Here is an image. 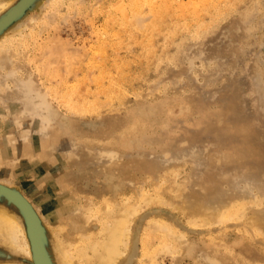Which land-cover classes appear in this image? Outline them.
I'll return each instance as SVG.
<instances>
[{"label":"rangeland","instance_id":"rangeland-1","mask_svg":"<svg viewBox=\"0 0 264 264\" xmlns=\"http://www.w3.org/2000/svg\"><path fill=\"white\" fill-rule=\"evenodd\" d=\"M0 187L42 264H98L130 210L135 264H264V0L29 2L0 28ZM0 210L34 256L0 264H37Z\"/></svg>","mask_w":264,"mask_h":264},{"label":"bare ground","instance_id":"bare-ground-1","mask_svg":"<svg viewBox=\"0 0 264 264\" xmlns=\"http://www.w3.org/2000/svg\"><path fill=\"white\" fill-rule=\"evenodd\" d=\"M15 13L17 14V12ZM133 212L134 211L130 210L125 216L123 215L116 216L115 218L110 219L111 220L110 228H109V231L107 232V235L105 234L106 235L105 243L101 246L95 245L93 247V250L96 255L100 254L98 252L99 250L102 251V254L99 255L100 259H98L99 261L98 264H119L122 261H123L122 262L123 264H135L141 252L140 251L141 232L139 228L137 230L138 237L136 239L135 238L136 235L133 233L134 229H132V227H133V224L135 223L134 221L137 219V216H136L137 214ZM150 215H153V214H148L147 216L143 218V220L146 219ZM0 242L12 247L17 252H20L24 254L25 256L31 257L33 255V254L31 255L29 241L27 239L26 232H25V229L23 227L21 220L15 215L5 210H0ZM62 242L60 244V249L62 250L63 258L65 259V264H74L73 258L70 257L72 255L69 256L68 253L65 251L66 249L64 250L63 247H65L66 245L62 246ZM38 251H39V248H38ZM46 251L47 253H49L47 248H46ZM32 257L34 259V256ZM76 259L78 260V258ZM52 260L53 259L51 258V262L53 263ZM80 261H82L81 258H80Z\"/></svg>","mask_w":264,"mask_h":264},{"label":"water","instance_id":"water-1","mask_svg":"<svg viewBox=\"0 0 264 264\" xmlns=\"http://www.w3.org/2000/svg\"><path fill=\"white\" fill-rule=\"evenodd\" d=\"M31 1L32 0H24L23 3L18 8H16L15 10L12 11V12H14V11L18 10V12H19V13H17L18 14L17 17H15L13 20H15L16 18H18L20 16V14L25 10L27 5ZM9 16L7 18H5V20H3L0 23V28L13 21V20L9 21V19H10ZM0 191H3L11 199H13L15 202H17V204H19L21 206V208H23V210L27 216V220H28V224H29V236L31 239L33 251H35L36 262H37V264H42L41 259L38 255L37 249L39 247V251L42 252V249H41L40 244H39V237H41V235L43 236V234H42V230L40 228L37 216L35 215L34 211L31 209L29 204L21 196L11 194L7 189H5L3 187H0Z\"/></svg>","mask_w":264,"mask_h":264}]
</instances>
